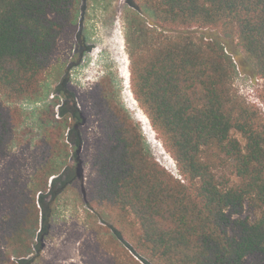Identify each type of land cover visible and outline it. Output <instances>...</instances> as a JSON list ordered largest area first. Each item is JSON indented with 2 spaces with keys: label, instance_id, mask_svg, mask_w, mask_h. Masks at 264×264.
I'll return each mask as SVG.
<instances>
[{
  "label": "trees",
  "instance_id": "trees-1",
  "mask_svg": "<svg viewBox=\"0 0 264 264\" xmlns=\"http://www.w3.org/2000/svg\"><path fill=\"white\" fill-rule=\"evenodd\" d=\"M79 2L0 0V264H56L41 252L61 198L79 181L62 175L71 119L81 125V113L65 112L57 97L35 114L23 104L43 99ZM133 4L130 89L177 175L153 157L114 76H102L80 99L99 132L80 192L89 220L80 264H264V116L234 89L236 65L221 42L197 34L233 39L264 83V0ZM228 169L237 183L219 177ZM246 208L254 220L242 218Z\"/></svg>",
  "mask_w": 264,
  "mask_h": 264
},
{
  "label": "rangeland",
  "instance_id": "rangeland-1",
  "mask_svg": "<svg viewBox=\"0 0 264 264\" xmlns=\"http://www.w3.org/2000/svg\"><path fill=\"white\" fill-rule=\"evenodd\" d=\"M130 11H137L133 0H80L76 30L59 42L54 60L44 75L43 99L38 103L23 104L27 113L35 114L57 97L65 112H70L74 107L81 113V125L71 119L75 121L76 133L67 135L71 148V159L68 162L70 173L62 175V181L72 173L74 179L79 178V181L61 198L55 230L43 242L41 252L44 258L56 264H80L79 245L87 235L85 229L89 222L86 218V199L85 196L82 198L80 192L87 189L89 171L86 162L93 151V143L99 136L97 127L88 125V121L84 120L80 99L102 76H114L121 104L140 127L153 157L170 173L177 175L175 162L164 150L130 89V60L125 43V15ZM197 34L221 42L236 65L234 89L264 116V100L260 98L264 83L253 76L235 41L222 38L214 31H201ZM60 110L58 107L55 109L57 114ZM1 167L0 163V171ZM219 177L231 179L232 184L237 183L231 169L219 173ZM257 215L258 213L246 208L242 218L254 220Z\"/></svg>",
  "mask_w": 264,
  "mask_h": 264
}]
</instances>
